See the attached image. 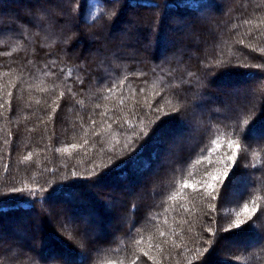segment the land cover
<instances>
[{
	"label": "trees",
	"instance_id": "1",
	"mask_svg": "<svg viewBox=\"0 0 264 264\" xmlns=\"http://www.w3.org/2000/svg\"><path fill=\"white\" fill-rule=\"evenodd\" d=\"M0 264H264V0H0Z\"/></svg>",
	"mask_w": 264,
	"mask_h": 264
},
{
	"label": "rangeland",
	"instance_id": "2",
	"mask_svg": "<svg viewBox=\"0 0 264 264\" xmlns=\"http://www.w3.org/2000/svg\"><path fill=\"white\" fill-rule=\"evenodd\" d=\"M98 11H99V7L96 5V3H92V7H91V10H90V12H89V16H90V19H92V18H94V16H96V14L98 13ZM231 201V200H230ZM59 220L61 221V216H59ZM74 223H76L77 224V222L76 221H74ZM63 236V235H62ZM64 237V236H63ZM64 239H66V240H69L68 238H67V236L66 237H64ZM251 242V241H250ZM232 244V243H231ZM80 251V250H79ZM84 252H86V250H84ZM86 254V253H85ZM83 257V256H82Z\"/></svg>",
	"mask_w": 264,
	"mask_h": 264
},
{
	"label": "snow or ice",
	"instance_id": "3",
	"mask_svg": "<svg viewBox=\"0 0 264 264\" xmlns=\"http://www.w3.org/2000/svg\"><path fill=\"white\" fill-rule=\"evenodd\" d=\"M230 147H231V145H230ZM236 147H237V149H238V148H239V145H237ZM187 186H188V185L186 184V185H185V187H187ZM208 187H209V188H211V187H212V185H211V184H209V185H208ZM245 210H247V209H245ZM236 226H237V227H239V222L237 223V225H236ZM161 235H163V233H161Z\"/></svg>",
	"mask_w": 264,
	"mask_h": 264
}]
</instances>
